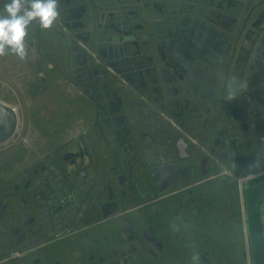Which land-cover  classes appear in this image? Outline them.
<instances>
[{"label":"flooded vegetation","instance_id":"af4514ba","mask_svg":"<svg viewBox=\"0 0 264 264\" xmlns=\"http://www.w3.org/2000/svg\"><path fill=\"white\" fill-rule=\"evenodd\" d=\"M8 2H0V12ZM58 6L54 25L33 23L26 42H44L42 73L63 71V85L84 97L93 123L69 143L52 139L54 130L44 136L51 144L21 139L17 126L0 144V264H70L68 244L72 264H150L161 249L156 231L168 233L173 249L182 246L183 264H252L243 192L264 181V166L253 167L259 157L247 136L244 156L221 152L231 137L209 147L202 137L205 128L230 129L233 120L243 122L242 134L247 125L254 132L258 120L264 124V43L247 42L238 0H59ZM54 44L59 51L48 47ZM230 87L236 110L222 115ZM124 106L139 109L140 144L121 135ZM246 112L257 120L248 122ZM145 156L159 196L129 207L133 185L109 191L108 173L119 167L133 176ZM161 203L168 223L156 209ZM113 209L121 213L119 228L107 232L98 220ZM226 221L230 231L223 230ZM262 226L264 236V212Z\"/></svg>","mask_w":264,"mask_h":264},{"label":"crops","instance_id":"0c3cea01","mask_svg":"<svg viewBox=\"0 0 264 264\" xmlns=\"http://www.w3.org/2000/svg\"><path fill=\"white\" fill-rule=\"evenodd\" d=\"M4 1H7V0H0V2H2V3ZM222 1L224 3L226 0H222ZM223 12L228 13V14H233L232 9H224ZM41 60H42V58L39 55L37 48L33 47V46L32 47L28 46V55L26 57V61L25 60L21 61L16 55L12 54V56L10 57V60L5 62L6 66H5V74H4V78L11 80L12 85H11V87L0 86V90L4 88L6 90V96H12V95L16 94V95L25 97L30 90L29 87L30 86L33 87L35 85L34 83H33V85L31 84V80L32 81L38 80L37 87H38V90L41 89L39 91V93H42L44 90H48V88H49L48 86H50V84L47 81H49L48 79H50L52 77L50 76V74H48V76H47L46 74L42 73L44 68H42L39 65L40 64L45 65L46 63H43L44 60H42V61ZM2 63H4V62H2ZM11 64H13V65L11 66ZM31 64H33L35 66H33ZM17 65H18V67H16ZM20 66L22 68H19ZM25 66H27L28 72L23 70V68H25ZM20 70H22V72ZM32 74H33V76H31ZM0 75H3L2 72H0ZM21 81L23 82V84H22L23 87L20 84ZM51 81L53 82V78ZM53 85L60 89L59 92L61 93V95H68L70 97H75L76 100L79 99L83 103L81 95H78L77 91L71 89L70 87H65L63 85V81L58 83V84L54 83ZM14 86H16V87H14ZM225 90H223V91H225ZM224 96H225V94H224ZM227 96H226V98H227ZM222 97H223V95H221L220 100H222ZM235 99H236V97L229 100V102L220 101V103H221L220 107L222 109H224V111L222 112V115L225 113L226 110H230V113H235L234 112L236 110V108L234 107V105L236 104ZM0 102L14 108L15 111L20 110L15 105L9 104V103L1 100V99H0ZM84 102L85 103H83V108H85L86 106H87V108H89L88 105L86 104V100ZM225 108H226V110H225ZM55 109L56 108L52 104H48L47 112H54L56 115H59V117H60V114H57L55 112ZM69 110L74 111V109L72 107H69ZM137 110H139V109L136 107H132V106L131 107L124 106L123 109H121V121L122 122L124 121V123L121 126V135L123 138H125V141H131L132 143L140 144V141L137 142V136L140 137V135H139L140 129H139V122H138L139 119L136 116V114L138 115ZM67 112H69V111L67 110ZM83 112L85 115L74 116L71 113L66 114L65 117H63L61 115L62 119L61 120L59 119L56 123H54L53 130L56 131L55 132L56 135L52 136V137L55 138V140L58 142V144H64L67 141H68L67 143H69L71 138L81 134L86 128H89L92 125L93 117L90 118V115L93 116L94 112L88 110V112L86 113L85 109ZM56 115H55V117H56ZM49 116H50V119H52L54 117V116L52 117L51 115H49ZM225 116H226V114H225ZM245 116L247 118H248V116L250 117L248 119V122H250V120H252L253 118H255L254 120H257V117H253V115H249V114L247 115V112H246ZM222 118H223V116H222ZM149 119L150 118H147V120H149ZM261 119H264V116H262ZM259 121L260 120H258L256 123V124H258V126H257V129L254 130V132L250 130L251 129L250 125H247V130H245L244 133L242 134L239 131L241 129V126L243 128V122H239L238 120H236V121L233 120L230 124V129L225 128L223 126V124H216L213 127L205 128L203 131L202 137L207 136L206 145L208 147L210 146L209 145L210 142H215V141L223 142V141H225L228 143V139H229V137H231L230 138V144L233 145V148L231 146L229 147L230 144L228 143L225 145V148H223L221 150V152H224L227 155H229L231 153H237L241 156H244L245 151L247 150L246 144L248 142L245 139L247 136V138L249 140V144L251 146H253V149L250 152L258 153V157H259V161H260V165H261L260 167H262V166H264V144H263V142H264V124H261V126H260ZM18 125H19V120L17 121V126ZM232 137L234 138V140L232 139ZM130 138L132 140H130ZM41 139H48L49 144L54 142L52 139H49L46 137H40L39 138L40 141H38V144H42ZM256 142H260L261 144L258 145V143L256 144ZM256 145H258V146H256ZM65 150H66V152H68L69 148L67 147ZM128 152H130V151H128ZM143 158L144 157L140 158V161L142 162V165L144 164L143 165L144 169L142 170V168L141 167L139 168V165H137V169L134 170L133 176H129V174L127 172H124V170L120 169L119 167L114 170V171H116V173L112 174L111 171H110V173H108L109 178H111L109 191H112V192L117 191V187L119 188L120 186L122 188L124 186L129 185V184L133 185L134 192L137 196L135 195L132 198H129L132 202V204H130L129 207H131V206L136 207V206H138L141 203L146 202V201L147 202L149 201V203H152L154 197L159 196L158 182L157 183L155 182L152 170H151V172L149 171L150 168L152 169L151 165L149 166V163H148L149 159L146 158V156H145V159H143ZM230 158H233V156H230ZM123 162H124V159L121 158V163H123ZM104 166H106V164ZM161 173H162V176H165L164 170H161ZM121 177L123 180L122 183H121ZM129 181H131V182H129ZM109 201L111 202V200H109ZM161 204L157 205L156 209L161 208L163 216H164V220H165L164 223H168V221H170L171 219H170V215L166 209L167 205L164 203H161ZM120 215H121L120 212H117V211H115V209H113L111 211H107L103 215V217H102L103 222H100V220H98V222L102 225L103 224L106 225V231L107 232H110L111 229H113L115 231L116 230L115 228H119L117 221H118V219H120L119 218ZM136 217L138 218V223H135V224L139 225V223L141 221L140 217L138 215H136L135 218ZM151 220H153V219H151ZM155 235H156L155 237L157 238V242L161 244V249L155 254V256L150 257V260H149L150 264H183V262H182V260H183L182 259V255H183L182 246H180V248L178 250L173 249L171 246L170 240L168 238L167 232L162 233L160 231H156ZM179 240L180 239H177V241H179ZM67 246L69 248L68 250H70L69 255H68V259L70 260L72 257L71 256L72 255V246L70 244H68ZM104 251L105 250H103V252ZM69 260H68V262H69Z\"/></svg>","mask_w":264,"mask_h":264},{"label":"rangeland","instance_id":"374dc122","mask_svg":"<svg viewBox=\"0 0 264 264\" xmlns=\"http://www.w3.org/2000/svg\"><path fill=\"white\" fill-rule=\"evenodd\" d=\"M44 47H45L44 42H38L37 43L36 48L40 54H42V50L44 49ZM48 47H51L50 49L52 51H59L57 44L50 45V46L48 45ZM11 56H12V54H8V55H5L3 57H0V72H2V74H3V75H0V86H2V87H6V86L11 87V85H12L11 80L4 78L5 66H6L5 62L10 60ZM25 61H26V59H25ZM2 62H4V63H2ZM12 65L13 64H11V66ZM31 65H33V64H31ZM33 66H35V65H33ZM39 66L44 68V70L46 69L43 64H40ZM16 67H18V65ZM19 68H22V67L20 66ZM23 70L28 72L27 66H25V68H23ZM20 71L22 72V70H20ZM62 72L63 71L51 72V73H53L51 75L52 78L54 77L53 82L52 81L49 82L50 86H48L49 87L48 90H44L42 93H39V91L41 89L38 90V87H37L38 80H35V81L31 80V84L33 85V83H34L35 85L33 87L32 86L29 87L30 90L25 97H22V96H19L16 94L12 95V96H6V90L4 88L0 90V99L1 100L5 101L9 104H13L17 108L20 109V110L16 111V114H17V118L19 120L17 133H20L21 139H22V137H24V138H27V137L40 138V136H43V137L45 135L50 136V135H52L54 123H56L59 119L60 120L62 119L61 115L63 117H65L66 114H70V113L74 116L85 115L83 112L84 109L86 110V112H88L86 107L83 108V103H85L84 102L85 99L83 97H82V101H83V103H82L79 99L76 100L75 97H70L68 95H61V93L59 92L60 89L53 85L54 83L58 84L62 81V78H61ZM31 76H33V74ZM20 84L22 86L23 82L21 81ZM14 87H16V86H14ZM126 94H127L126 95V97H127L126 103L129 105V104H131V100L129 97L130 95L128 93H126ZM48 104H52L56 108L55 112L57 114H60V117H59V115H56L54 112H47ZM86 104H87V102H86ZM69 107H72L74 109V111H70ZM67 110L69 112H67ZM49 115H51L52 117L54 116V117L53 118L51 117L52 119H50ZM55 115H56V117H55ZM52 139H55V138L52 137ZM21 142H22V140H21ZM15 148H16V146L14 148H12V150L15 151ZM262 212H264V211L262 210ZM226 215H228V214H226ZM226 215H224V216H226ZM226 229L228 231H230V225L228 224L227 221L223 227V230H226ZM209 230L211 232H214V228L209 229ZM217 231H218V229L216 228V232ZM77 249H78V253L76 254V256L82 258V255H80V252L82 253L81 245L77 246ZM69 263L72 264V261L69 260ZM5 264H7V263H5ZM10 264H23V262L18 261V260H14Z\"/></svg>","mask_w":264,"mask_h":264},{"label":"water","instance_id":"95a60500","mask_svg":"<svg viewBox=\"0 0 264 264\" xmlns=\"http://www.w3.org/2000/svg\"><path fill=\"white\" fill-rule=\"evenodd\" d=\"M238 0L243 12H239L243 27L248 28L247 42L264 43V0ZM256 1V2H255ZM234 4H230L233 6ZM252 22L249 24L248 22ZM249 24V25H248ZM244 48V47H243ZM14 108L0 102V144L8 141L17 127ZM181 139V137H178ZM207 136L205 137V139ZM187 146L186 141L183 142ZM246 223L252 264H264V236L262 210L264 211V181L244 189Z\"/></svg>","mask_w":264,"mask_h":264},{"label":"clouds","instance_id":"9594fccd","mask_svg":"<svg viewBox=\"0 0 264 264\" xmlns=\"http://www.w3.org/2000/svg\"><path fill=\"white\" fill-rule=\"evenodd\" d=\"M59 0H9L0 12V57L8 54L16 55L21 61L28 55L26 38L28 29L33 23H38L42 29L51 28L58 20ZM233 84L236 83L233 78ZM239 87L246 85L240 83ZM236 91L230 87L228 100L235 97ZM259 159L253 165L259 168ZM193 259H198L194 256Z\"/></svg>","mask_w":264,"mask_h":264}]
</instances>
